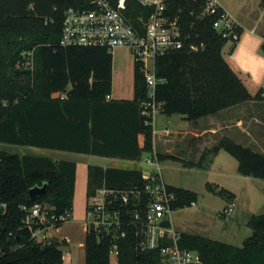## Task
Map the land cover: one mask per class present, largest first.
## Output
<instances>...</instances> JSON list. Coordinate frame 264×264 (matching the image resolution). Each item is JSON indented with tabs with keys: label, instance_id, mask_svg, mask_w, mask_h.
<instances>
[{
	"label": "trees",
	"instance_id": "obj_1",
	"mask_svg": "<svg viewBox=\"0 0 264 264\" xmlns=\"http://www.w3.org/2000/svg\"><path fill=\"white\" fill-rule=\"evenodd\" d=\"M128 12L134 20L141 8ZM175 11L195 22L192 40L205 48L161 56L156 62L158 84L155 100L161 113L184 115L197 122L203 117L242 103L264 99V87L252 96L223 57L227 43L213 29L215 17L204 21L188 17L199 11L201 2L171 0ZM70 7L87 8L88 0H0V264H65L58 241L45 245L31 240L23 227L22 206L37 203L54 208L56 215L72 213L76 190L77 164L48 157L11 152L6 147H33L109 158L139 161L154 153L153 117L143 115L147 88L134 65V98L109 99L112 94L113 55L104 48L63 47L62 25ZM189 30V29H187ZM34 51V70L19 67L23 52ZM224 150L238 162V172L264 180V154L222 138L207 148L199 162L189 166L208 168ZM160 162L178 160L157 154ZM188 165L187 163H185ZM48 184L46 193L31 200L29 190ZM142 185V169L88 167L87 198L106 186L128 189ZM208 190L233 202L234 196L210 184ZM177 195L173 209L190 207L197 193L170 187ZM252 235L237 247L199 235L180 233L179 245L196 251L201 264H264V214L248 221ZM63 224H59L60 228ZM127 236L118 242L117 264H159L158 252L140 253L135 230L126 227ZM112 238L98 240L88 231L85 264H111Z\"/></svg>",
	"mask_w": 264,
	"mask_h": 264
},
{
	"label": "built area",
	"instance_id": "obj_2",
	"mask_svg": "<svg viewBox=\"0 0 264 264\" xmlns=\"http://www.w3.org/2000/svg\"><path fill=\"white\" fill-rule=\"evenodd\" d=\"M134 1L141 8V14L135 20L128 16V12L137 11L129 0H88L87 8L70 7L65 13L60 45L104 48L110 52L127 49L147 88V98L142 103L143 115L153 117L154 124L156 114L162 110V105L155 100L156 88L163 82L157 76V59L180 50L198 52L205 45L192 40L190 30L195 22L185 19L181 10L175 11L171 0ZM194 1H202L201 8L190 11L188 17L198 21L215 17L213 29L223 40L232 43L240 40L241 27L217 0ZM34 65V51L23 52L19 67L32 72ZM6 105L7 102L0 99V107ZM141 160L148 164L142 169V185L135 184L128 189L103 186L88 198L87 232L95 233L98 240L112 238L110 254L116 258L118 242L127 236L125 228L132 227L138 251L158 252L159 264H201L198 252L179 245L180 233L172 224L177 195L164 180L157 154L152 153ZM195 205L196 202L192 203ZM0 207L5 211L6 204H0ZM233 207L231 202L219 216H228ZM21 208L26 214L23 227L31 233V240L39 245L51 241V230L72 217L70 211L56 215L53 207L42 203Z\"/></svg>",
	"mask_w": 264,
	"mask_h": 264
},
{
	"label": "rangeland",
	"instance_id": "obj_3",
	"mask_svg": "<svg viewBox=\"0 0 264 264\" xmlns=\"http://www.w3.org/2000/svg\"><path fill=\"white\" fill-rule=\"evenodd\" d=\"M225 1L228 3L230 12L242 19L244 29H242L238 42H227L225 44L222 54L229 66L242 80L249 93L254 96L264 87V0ZM252 30H254V33H251ZM112 55V88L114 89V97H130L132 96V88H134V62L132 56L127 49H116L112 52ZM262 100L264 99L252 101L261 102ZM249 106L251 107L239 109V114L248 115V112L251 111V113L255 112L258 117L259 122L254 120L253 123L248 122L250 125L246 124L248 130L252 133L250 144L253 148L245 143L240 144L255 151H261L260 153L264 154V104L253 106V103H250ZM181 122L183 121H181L179 115L171 117L164 113L156 114L153 126L157 133L159 151L163 153L166 151V146L162 145L161 142L163 137L166 138L168 136L165 133L176 131L178 124ZM240 139L245 141L243 138ZM186 142L188 140H185L184 143ZM6 149L20 154L44 156L52 160H77L79 163L78 180L71 220L75 224L86 223L88 203L87 157L79 158L77 157L79 155L76 154L70 155L69 153V155H64L67 153L33 147L12 146L6 147ZM223 155L229 158L230 161H217L210 172L195 166H191L193 167L192 169L187 168L173 161L165 160L161 163L162 174L165 182L170 187L190 190L198 195V201L195 206L191 205L190 207L174 210L172 221L178 232L199 235L240 247L244 240L253 233L247 225L250 218L254 215L264 214V180L241 175L231 163H236V160L226 152ZM148 157L149 154L145 153L142 159H147ZM92 158L94 164L99 163L108 167L144 169L148 166L142 160L132 163L130 160L124 159ZM186 159L189 166L190 163H193L191 161L196 158L194 156ZM218 183L219 186H217ZM220 183L230 187L237 193V200L233 202L234 210L226 217L219 216V213L228 207L231 202L214 194L207 187L210 184L223 189ZM77 229H75V232ZM79 231L83 240V229ZM75 247H78V243H75ZM78 261L77 264H79ZM111 264H117L115 255H111Z\"/></svg>",
	"mask_w": 264,
	"mask_h": 264
},
{
	"label": "crops",
	"instance_id": "obj_4",
	"mask_svg": "<svg viewBox=\"0 0 264 264\" xmlns=\"http://www.w3.org/2000/svg\"><path fill=\"white\" fill-rule=\"evenodd\" d=\"M217 1L224 8V10L227 11L235 19V21L241 27V31H242V29H244L243 24H242V19L239 16H236L235 14H232L230 12V10L228 9L229 8L228 3L225 0H217ZM133 98H134V88H132V96L121 97V98L114 97V89L112 88V94L109 99L131 100ZM250 103H253V106H256V105L261 106L262 104H264V100H262L261 102L248 101L240 105H237L235 107L223 110L216 115L203 117L199 119L197 122H191L187 120L186 116L179 115L181 118V121H183L178 124L179 129L177 127L176 131H174L173 133L172 132L165 133L168 136L166 138L165 137L162 138V141H161L162 145L166 146V151L164 153L162 151H159L158 149L157 133L156 131H154V153L173 156L177 158L178 160H171V159H168V160L178 163L180 165H183L184 167L192 169L193 167L185 164L188 162L186 158H192L195 156L196 159L191 162L193 163L199 162L203 152L207 148H211L214 145L218 144L222 138H229L238 143H245V144H248L251 148H253L252 145L250 144L251 143L250 138L252 137V133L248 130V127H246V124L248 122L253 123L254 120L259 122L258 117L256 116L255 112L251 113V111L248 112V115L239 114V109L245 108V107H251L249 106ZM240 138H243L245 141L241 140ZM185 140H188V142L184 143ZM54 151H57V150H54ZM57 152L67 153L64 155H69V153L70 155L76 154V155H79L77 156L79 158L87 157L86 158L87 174H88V167L90 165L99 166L104 169L112 168L108 166H103L99 163L94 164L92 157H96L95 159H121V158H109V157H101V156H96V155L80 154V153L65 152V151H57ZM225 152L226 151L221 150L218 153V155L214 158L213 162L210 164L208 168H199V167H196V168L203 169V170L210 172L217 161H220V160L221 162L230 161L229 158L223 155V153ZM258 152H261V151H258ZM150 155L151 154H149V156ZM55 161H72L77 164V177H76V184H77L78 164H79L78 161L75 159H65V160L58 159ZM130 162L133 163L136 161L130 160ZM231 163L238 170L237 160H236V163L235 162H231ZM113 168H118V167H113ZM87 182H88V175H87ZM221 185H222L221 187L224 190H226L227 192H229L230 194L234 196L233 202L236 201L237 193L233 191V189H231L230 187H227L224 184H221ZM217 186H219V183ZM172 224H173V221H172ZM75 229H77L78 232L77 231L75 232ZM81 229H83V235H84L83 240L81 239L82 236H80L81 233L79 231ZM51 231H53L51 232L52 239L58 241L61 245L60 248L63 251V258H64L65 264H77L78 260H79L78 261L79 264H85V258H86L85 239H86V234H87L86 224H82V223L75 224V222L70 219L67 223H65L60 228L52 229ZM179 233H182V232H179ZM75 243H78L77 248L75 247Z\"/></svg>",
	"mask_w": 264,
	"mask_h": 264
},
{
	"label": "water",
	"instance_id": "obj_5",
	"mask_svg": "<svg viewBox=\"0 0 264 264\" xmlns=\"http://www.w3.org/2000/svg\"><path fill=\"white\" fill-rule=\"evenodd\" d=\"M48 189V184H44L43 186H35L29 190V196L31 200H35L41 196H43ZM4 213V208L0 207V216Z\"/></svg>",
	"mask_w": 264,
	"mask_h": 264
}]
</instances>
